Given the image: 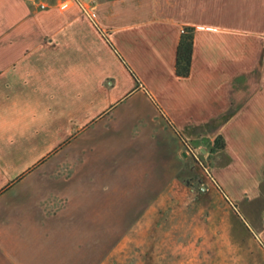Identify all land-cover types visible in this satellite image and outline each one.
Instances as JSON below:
<instances>
[{
  "label": "crops",
  "instance_id": "obj_1",
  "mask_svg": "<svg viewBox=\"0 0 264 264\" xmlns=\"http://www.w3.org/2000/svg\"><path fill=\"white\" fill-rule=\"evenodd\" d=\"M138 99L127 120L152 112L176 146L223 137L212 179L237 207L261 208L264 242V0H0V264H46L45 237L76 220H62L52 159L82 142L120 154L121 113ZM211 222L214 238L181 264H238L216 231L225 220Z\"/></svg>",
  "mask_w": 264,
  "mask_h": 264
},
{
  "label": "rangeland",
  "instance_id": "obj_2",
  "mask_svg": "<svg viewBox=\"0 0 264 264\" xmlns=\"http://www.w3.org/2000/svg\"><path fill=\"white\" fill-rule=\"evenodd\" d=\"M144 105L138 99L121 113L120 154L90 153L82 142L64 149L54 164L52 159L49 166L59 171L54 182L64 188L62 220L71 214L76 220L62 224L61 238L45 237V263L181 264L186 247L214 238L211 221L222 217L226 223L216 231L230 232L225 243L237 249V263L264 264L261 208L229 201L212 179L209 147L203 152L198 143L172 144L149 111L141 121L127 120L132 108Z\"/></svg>",
  "mask_w": 264,
  "mask_h": 264
},
{
  "label": "trees",
  "instance_id": "obj_3",
  "mask_svg": "<svg viewBox=\"0 0 264 264\" xmlns=\"http://www.w3.org/2000/svg\"><path fill=\"white\" fill-rule=\"evenodd\" d=\"M193 31L191 26L183 27L176 52L175 73L179 77H186L190 72L191 58L193 52ZM225 146L224 139L221 135H217L211 143V146L206 150L207 154L214 153L223 149Z\"/></svg>",
  "mask_w": 264,
  "mask_h": 264
},
{
  "label": "water",
  "instance_id": "obj_4",
  "mask_svg": "<svg viewBox=\"0 0 264 264\" xmlns=\"http://www.w3.org/2000/svg\"><path fill=\"white\" fill-rule=\"evenodd\" d=\"M203 152H205V148H202Z\"/></svg>",
  "mask_w": 264,
  "mask_h": 264
},
{
  "label": "built area",
  "instance_id": "obj_5",
  "mask_svg": "<svg viewBox=\"0 0 264 264\" xmlns=\"http://www.w3.org/2000/svg\"><path fill=\"white\" fill-rule=\"evenodd\" d=\"M186 145V144H185ZM189 147V146H188Z\"/></svg>",
  "mask_w": 264,
  "mask_h": 264
}]
</instances>
